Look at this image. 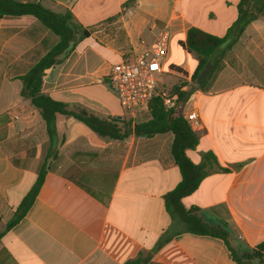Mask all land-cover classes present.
<instances>
[{
  "label": "crops",
  "instance_id": "crops-1",
  "mask_svg": "<svg viewBox=\"0 0 264 264\" xmlns=\"http://www.w3.org/2000/svg\"><path fill=\"white\" fill-rule=\"evenodd\" d=\"M38 1V0H37ZM74 16L77 41L46 70L43 92L100 115L136 124L125 112L108 75L124 57L141 55L159 32H171L167 69L193 76L191 27L224 37L236 23L240 0H40ZM83 32L87 35L82 37ZM59 37L32 16L0 18V264H124L140 254L145 264H264L242 259L264 242V15L250 22L202 86L193 88L203 119L199 144L187 150L217 165L198 189L182 199L219 237L193 233L171 215L165 195L182 180L171 148L174 134L99 136L69 116L57 119L58 155L32 206L7 224L34 185L50 147L45 122L21 96L27 74ZM217 59V58H216ZM179 72V73H180ZM176 73V72H175Z\"/></svg>",
  "mask_w": 264,
  "mask_h": 264
},
{
  "label": "trees",
  "instance_id": "trees-1",
  "mask_svg": "<svg viewBox=\"0 0 264 264\" xmlns=\"http://www.w3.org/2000/svg\"><path fill=\"white\" fill-rule=\"evenodd\" d=\"M134 1L129 0L128 4ZM238 13L236 23L229 28L224 37L206 33L197 27H191L188 30L186 40L188 52L191 57L199 60V67L192 76L194 84L198 85L199 76L209 62L217 67L238 41L245 27L264 15V0H240ZM9 16H32L38 19L59 37V42L27 74L20 77L22 81L21 96L29 99L31 105L40 113L45 122L50 147L34 185L17 208L7 227L11 228L23 219L35 201L44 183L48 163L50 159H56L58 155L56 145L58 143L63 145L65 142L63 134L58 140L57 119L59 116H69L84 123L99 136L113 140L123 141L131 135L153 137L157 134L172 132L174 140L171 152L181 172L182 180L165 195L166 209L171 215L178 218L188 231L222 238L228 245V231L225 224L211 226L203 220L196 208L186 210L182 204V199L194 193L203 179L214 170V165H217L216 158L212 154L204 155L201 163L196 164L186 153L187 150L195 149L198 146L199 136L183 113L182 103L191 95V92L180 91L185 83L178 82L171 88V93L177 96L173 106L166 107L163 99L156 97L150 103V118L136 124L119 117L100 115L81 104H69L57 100L43 92V77L46 70L61 63L74 49L77 30L73 14L68 10L55 12L45 7L40 0H0V18ZM86 35L83 32L82 37ZM180 73L186 75L184 72ZM233 256L238 264H242L240 257L236 254ZM263 256L264 242L245 254L242 259H260ZM148 260L149 256L140 254L137 258L128 260L124 264H145Z\"/></svg>",
  "mask_w": 264,
  "mask_h": 264
},
{
  "label": "built area",
  "instance_id": "built-area-1",
  "mask_svg": "<svg viewBox=\"0 0 264 264\" xmlns=\"http://www.w3.org/2000/svg\"><path fill=\"white\" fill-rule=\"evenodd\" d=\"M171 36L172 32L168 27L162 29L141 55L134 59L124 57L111 68L108 79L120 105L134 117L137 113L142 116L149 114L150 103L156 97L162 98L166 107L173 106L177 96L161 83L160 77L164 73L176 75L185 83L181 92L189 93L198 87L193 83L191 75L167 69ZM185 118L196 131L203 127V119L196 109L185 113Z\"/></svg>",
  "mask_w": 264,
  "mask_h": 264
},
{
  "label": "rangeland",
  "instance_id": "rangeland-1",
  "mask_svg": "<svg viewBox=\"0 0 264 264\" xmlns=\"http://www.w3.org/2000/svg\"><path fill=\"white\" fill-rule=\"evenodd\" d=\"M160 81L161 83L164 85V87L166 89H171L174 87V85H176L178 82H181L180 79H178V77L176 75H173L171 73H164L161 77H160ZM193 99H187L185 102L182 103V108L185 111V109L188 108L187 105H191V103L193 102ZM137 121L143 120L142 115H140L141 113H137ZM149 115V114H147Z\"/></svg>",
  "mask_w": 264,
  "mask_h": 264
},
{
  "label": "water",
  "instance_id": "water-1",
  "mask_svg": "<svg viewBox=\"0 0 264 264\" xmlns=\"http://www.w3.org/2000/svg\"><path fill=\"white\" fill-rule=\"evenodd\" d=\"M214 69V65L209 62L205 67L204 69L202 70L200 76H199V80H198V86H202L205 81L207 80V78L210 76V74L212 73Z\"/></svg>",
  "mask_w": 264,
  "mask_h": 264
}]
</instances>
